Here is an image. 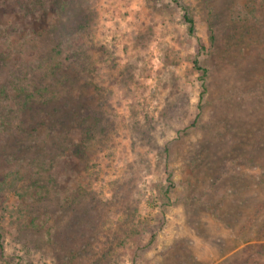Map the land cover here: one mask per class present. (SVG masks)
I'll use <instances>...</instances> for the list:
<instances>
[{
    "label": "rangeland",
    "instance_id": "obj_1",
    "mask_svg": "<svg viewBox=\"0 0 264 264\" xmlns=\"http://www.w3.org/2000/svg\"><path fill=\"white\" fill-rule=\"evenodd\" d=\"M181 1L194 34L172 0H0V87L51 49L69 74L81 43L99 61L75 83L87 109L70 118L61 97L28 114L0 92V180L23 176L0 193V264H264V0ZM209 20L216 43L197 52ZM202 92L198 124L178 134ZM176 96L188 109L167 121ZM148 119L171 150L168 206L155 200L163 167L137 134Z\"/></svg>",
    "mask_w": 264,
    "mask_h": 264
},
{
    "label": "trees",
    "instance_id": "obj_2",
    "mask_svg": "<svg viewBox=\"0 0 264 264\" xmlns=\"http://www.w3.org/2000/svg\"><path fill=\"white\" fill-rule=\"evenodd\" d=\"M178 6H181L185 10L183 14V20L187 24V29L190 34H194L196 31L195 19L192 14L187 11V7L183 5L181 0H172ZM256 1L253 2L252 5H246L249 8V12L251 14V18L258 20V17L255 15L257 12ZM63 7V6H62ZM239 18V14L237 15ZM91 15L86 13L80 16V22L77 25V28L82 29L87 24H89ZM246 19V18H244ZM231 23L235 21L234 16H230ZM233 25V24H232ZM208 42L202 41L198 39V43L196 44L197 52L204 51L207 47H211V45H215L217 37L215 35L213 24L209 20L208 21ZM234 30V29H233ZM87 45L85 43H81L78 48L73 49L72 55L69 54L68 58H73L77 64V71L74 74H69L68 71H64L62 68V61L58 60L55 57V50L51 49L50 55L51 58L46 57L45 54L41 53L37 57L36 55L27 56L26 62L21 66L17 71L9 79V83L7 87H0V92L5 93L7 88L14 91L17 95L18 102L20 104L19 109L25 110L28 114H33L40 110L42 107H49L53 101V99L57 97H61L65 101L64 108L60 111L65 112V117L70 118L76 114V110L86 111V107L82 104L81 94L83 92L82 89H77L75 93H78V97L73 96V87L75 83L79 82L81 79V75H86V77L92 76L97 69L98 60H95L92 53H88L89 49L86 48ZM57 48V46H55ZM60 53L56 52V56H59ZM104 55H107V50H105ZM105 62V59L100 60V62ZM27 64V67H24ZM193 67L200 71V79L204 81L202 86L207 88L205 83V78L208 75L207 67H204L197 55L194 58ZM24 67V68H23ZM23 68V69H22ZM130 67H125V71L129 72ZM204 92L201 93L200 101L197 104L198 112H195L193 118H191L190 122L185 125L183 128L178 130L179 132H187L189 129L194 128L198 123L197 119L201 114V100H203ZM177 97V96H176ZM73 103H77V107L72 105ZM183 98H178L172 101L167 102L164 106V110L161 111L160 115L165 119L174 118L175 114L182 112V110H187L188 105L184 109H182ZM183 111V112H184ZM87 127V132H92L93 128L89 125ZM153 124L150 119L146 120L144 124H141L137 127V134L140 141L144 142L146 146H148L147 150L152 151L155 155L158 164H161L165 173L164 183L159 185L156 194V199L160 203V206H168L171 203V193L174 188V183L172 180V171L169 164V156H170V147L165 144L163 147H157L155 144L154 136L152 129ZM260 139V136H258ZM144 160H142L143 162ZM41 165V162L39 163ZM16 165H19L16 162ZM10 178V179H9ZM23 178L19 168L15 167V169H8L4 178L0 180V193L6 191H15L16 184L19 180L16 179ZM9 179V180H8ZM131 230L126 229L123 230V238L120 241V244H123L124 239L131 237ZM133 231V230H132ZM138 234V233H137ZM122 236L119 235L121 239ZM0 248H2V243H0Z\"/></svg>",
    "mask_w": 264,
    "mask_h": 264
}]
</instances>
